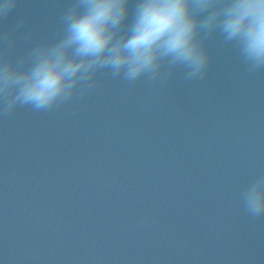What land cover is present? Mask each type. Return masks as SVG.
Returning <instances> with one entry per match:
<instances>
[{"label": "water", "instance_id": "1", "mask_svg": "<svg viewBox=\"0 0 264 264\" xmlns=\"http://www.w3.org/2000/svg\"><path fill=\"white\" fill-rule=\"evenodd\" d=\"M69 3L18 0L10 57L56 36ZM205 43L201 81L101 73L81 99L0 119V264H264V218L239 200L264 171V72Z\"/></svg>", "mask_w": 264, "mask_h": 264}, {"label": "clouds", "instance_id": "2", "mask_svg": "<svg viewBox=\"0 0 264 264\" xmlns=\"http://www.w3.org/2000/svg\"><path fill=\"white\" fill-rule=\"evenodd\" d=\"M17 2L0 0V19ZM131 5L132 0H70L56 36L17 58L10 57L13 34L0 37V119L23 108L49 113L81 99L101 73L129 86L167 85L178 70L185 82L201 81L210 63L205 42L214 35L236 51L247 75L264 72V0ZM239 200L248 217L264 218V171L239 192Z\"/></svg>", "mask_w": 264, "mask_h": 264}]
</instances>
